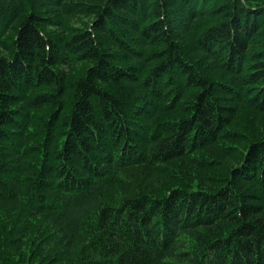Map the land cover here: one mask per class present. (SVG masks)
<instances>
[{
  "label": "trees",
  "instance_id": "16d2710c",
  "mask_svg": "<svg viewBox=\"0 0 264 264\" xmlns=\"http://www.w3.org/2000/svg\"><path fill=\"white\" fill-rule=\"evenodd\" d=\"M0 264H264V0H0Z\"/></svg>",
  "mask_w": 264,
  "mask_h": 264
}]
</instances>
